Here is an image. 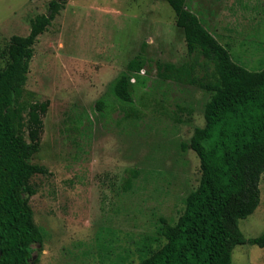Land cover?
Returning a JSON list of instances; mask_svg holds the SVG:
<instances>
[{"label": "rangeland", "instance_id": "rangeland-1", "mask_svg": "<svg viewBox=\"0 0 264 264\" xmlns=\"http://www.w3.org/2000/svg\"><path fill=\"white\" fill-rule=\"evenodd\" d=\"M49 1L0 0V69L10 37L27 35ZM186 3L237 63L264 67V0ZM33 50L21 101H49L31 158L48 170L30 180L29 203L44 234L37 264H138L147 244L163 242L160 219L174 223L200 179L197 155L181 142L204 124L208 94L157 68L191 61L174 11L164 0H66ZM137 54L147 63L128 105L110 84ZM129 169L138 176L124 190ZM259 190L254 212L238 221L248 238L264 233V174ZM232 263L264 264V247L237 244Z\"/></svg>", "mask_w": 264, "mask_h": 264}, {"label": "trees", "instance_id": "trees-1", "mask_svg": "<svg viewBox=\"0 0 264 264\" xmlns=\"http://www.w3.org/2000/svg\"><path fill=\"white\" fill-rule=\"evenodd\" d=\"M174 11L184 36L187 64L158 63L164 79H183L206 91L204 124L195 126L181 142L199 159L198 186L184 198L174 223L160 219L162 243L147 244L138 264H233L237 244L264 247V233L245 237L238 221L254 212L260 202L259 181L264 174V67L252 71L237 63L226 45L208 29L186 0H164ZM66 0H50L48 12L30 20L25 36L12 35L0 69V264H37L44 240L29 203L36 189L31 178L48 174L31 158L40 149L43 116L48 100L22 102L33 46ZM147 59L132 57L110 84L111 94L133 103L135 83ZM133 79V81H132ZM101 110L104 100L95 103ZM131 113V112H130ZM138 176L129 169L123 188Z\"/></svg>", "mask_w": 264, "mask_h": 264}, {"label": "crops", "instance_id": "crops-1", "mask_svg": "<svg viewBox=\"0 0 264 264\" xmlns=\"http://www.w3.org/2000/svg\"><path fill=\"white\" fill-rule=\"evenodd\" d=\"M187 4V3H186ZM187 6L193 11V12H195L198 16H199V14H198V12H196V11H194L195 9H194V6L193 5H188L187 4ZM200 17V16H199ZM208 27V26H207ZM209 29V28H208ZM210 30V29H209ZM211 31V30H210ZM212 32V31H211ZM213 33V32H212ZM214 34V33H213ZM216 37V36H215ZM217 38V37H216Z\"/></svg>", "mask_w": 264, "mask_h": 264}, {"label": "built area", "instance_id": "built-area-1", "mask_svg": "<svg viewBox=\"0 0 264 264\" xmlns=\"http://www.w3.org/2000/svg\"><path fill=\"white\" fill-rule=\"evenodd\" d=\"M142 72V71H141ZM132 81H133V79H132Z\"/></svg>", "mask_w": 264, "mask_h": 264}]
</instances>
